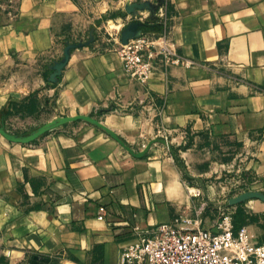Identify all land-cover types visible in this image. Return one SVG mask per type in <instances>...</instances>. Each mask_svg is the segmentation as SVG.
<instances>
[{"label":"crops","instance_id":"obj_1","mask_svg":"<svg viewBox=\"0 0 264 264\" xmlns=\"http://www.w3.org/2000/svg\"><path fill=\"white\" fill-rule=\"evenodd\" d=\"M161 8L192 64L141 86L115 51L127 30L158 31ZM66 35L85 45L46 87ZM116 105L137 114L108 110L102 130L70 123L29 145L0 133V264H121L136 230L187 214V189L209 184L226 151H246V189L264 193V0H0V121L9 108L41 124Z\"/></svg>","mask_w":264,"mask_h":264},{"label":"rangeland","instance_id":"obj_2","mask_svg":"<svg viewBox=\"0 0 264 264\" xmlns=\"http://www.w3.org/2000/svg\"><path fill=\"white\" fill-rule=\"evenodd\" d=\"M156 22L157 19L155 20V25L157 26ZM123 26L124 24H119L117 28L116 24L110 22L105 28V33L110 35L115 31H118V36L120 35ZM159 30L156 32H139V35L129 38L127 42L138 36H148V38H154V36L159 34ZM85 42L86 41L84 38L80 39L78 36L74 37L71 35H66L62 37L60 40L62 53L58 57H52L51 62H48L44 72V74L47 76L46 87L57 86L62 73V64L64 60L73 50L84 47ZM126 43L121 42L117 49ZM117 49L115 51L116 54ZM160 69H156V71ZM153 102V110H155L156 116H159L163 109V104H157V101L155 100ZM137 105L139 108L137 110H144V103ZM149 105L152 104L150 103ZM132 107V105L127 107L116 105L112 108H108L106 111L97 110L95 114L84 116V118H80L82 117L80 115L72 116L75 117L72 120L69 119L71 118L69 116L55 117L54 119L41 124H34L28 120V116L22 113V107H17L13 110H11L12 108H9L2 114V119L0 121V133L4 136H8L9 140L14 143L29 145L35 143L38 139L42 138L61 125H67L70 123L77 124L78 122H86L89 125L92 124L98 129L102 130V128L98 127L96 124L88 122L85 117L102 124L99 117L102 116V114L104 115L107 113L108 110L115 111L119 114H137L133 111ZM45 109V112L47 113V110L49 109ZM45 112L43 110L42 117L46 116ZM128 118H131V116H128ZM142 123V125L146 127L147 121L142 119ZM224 154V159L221 162L216 164L214 159L206 165L208 167H212V171L216 170L215 174L211 178H208L209 184L201 183L200 188L187 189L190 198V204L187 214H184V216L180 217L178 220L179 227L182 229H193L199 227L201 229L216 232L220 231V227L227 219L231 222L234 229L238 230L240 228H246L249 237L254 242L262 243L264 242V212L260 213L251 210L250 203H252L254 200H259L260 202L264 203V201L261 199L264 198V193L261 191H254L253 189H246L250 178L248 177L247 170L244 168L245 157L247 156L245 150L240 151L239 153L226 151ZM256 231L258 233H256Z\"/></svg>","mask_w":264,"mask_h":264},{"label":"built area","instance_id":"obj_3","mask_svg":"<svg viewBox=\"0 0 264 264\" xmlns=\"http://www.w3.org/2000/svg\"><path fill=\"white\" fill-rule=\"evenodd\" d=\"M156 23L160 28L157 36H138L117 49L124 74L141 86L147 85L156 69L192 64L177 53L162 8ZM103 214L100 208L98 219ZM135 233L121 253V264H264V243L254 242L246 228L234 231L227 219L216 232L182 229L177 221Z\"/></svg>","mask_w":264,"mask_h":264},{"label":"water","instance_id":"obj_4","mask_svg":"<svg viewBox=\"0 0 264 264\" xmlns=\"http://www.w3.org/2000/svg\"><path fill=\"white\" fill-rule=\"evenodd\" d=\"M161 4H163V2H161L160 3V5ZM139 32H141V31H129V30H127L124 34H123V43H126L127 42V40L129 39V38H133V37H135V36H137V35H139ZM75 117H71V118H69L70 120H72V119H74ZM80 118H84V117H80ZM85 119H87L88 120V122H90V123H93V124H96L97 126H99L100 128H102V124H100V123H97V122H95V121H93L92 119H90V118H87V117H85ZM143 153H137V156H141ZM188 175V174H187ZM188 177L190 178V175H188ZM263 201H264V198H261Z\"/></svg>","mask_w":264,"mask_h":264},{"label":"trees","instance_id":"obj_5","mask_svg":"<svg viewBox=\"0 0 264 264\" xmlns=\"http://www.w3.org/2000/svg\"><path fill=\"white\" fill-rule=\"evenodd\" d=\"M157 28H158V26H156ZM234 229V228H233ZM234 231H237L236 229H234ZM262 243H264V242H262Z\"/></svg>","mask_w":264,"mask_h":264}]
</instances>
